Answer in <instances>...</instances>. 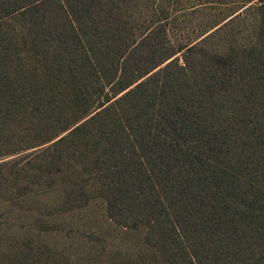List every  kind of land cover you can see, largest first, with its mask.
<instances>
[{
    "label": "trees",
    "instance_id": "16d2710c",
    "mask_svg": "<svg viewBox=\"0 0 264 264\" xmlns=\"http://www.w3.org/2000/svg\"><path fill=\"white\" fill-rule=\"evenodd\" d=\"M127 2L0 0V189L59 194L39 232L94 197L144 229L104 264H264V5L253 41L220 53ZM83 259L0 239V264Z\"/></svg>",
    "mask_w": 264,
    "mask_h": 264
},
{
    "label": "rangeland",
    "instance_id": "374dc122",
    "mask_svg": "<svg viewBox=\"0 0 264 264\" xmlns=\"http://www.w3.org/2000/svg\"><path fill=\"white\" fill-rule=\"evenodd\" d=\"M260 4L264 5V0H128L121 12L135 21H148L141 15H152L166 23L168 37L174 44L199 41L211 32L202 44L221 53L230 46L240 47L253 41L256 7ZM8 193L11 192L0 189V239L31 236L73 259L84 258V264L108 263L115 251L134 256L143 250L144 229L116 226L107 217L101 198L94 197L81 209L50 218L57 229L39 232L43 204L56 201L59 194L50 191L38 197L31 195L18 204L8 200Z\"/></svg>",
    "mask_w": 264,
    "mask_h": 264
}]
</instances>
